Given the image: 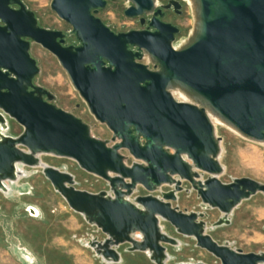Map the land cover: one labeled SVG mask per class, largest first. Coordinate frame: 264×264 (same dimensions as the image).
<instances>
[{
    "label": "water",
    "instance_id": "95a60500",
    "mask_svg": "<svg viewBox=\"0 0 264 264\" xmlns=\"http://www.w3.org/2000/svg\"><path fill=\"white\" fill-rule=\"evenodd\" d=\"M129 1L127 16L158 13L157 0ZM192 1L193 29L174 46L179 27L157 17L149 20L154 30H111L95 14L106 0H51L79 45H65L69 33L63 30L39 26L23 0H0V190L9 191L7 184L25 174L21 168L40 167L68 206L106 235L87 245L109 264L121 263L125 252L170 264L171 247L182 242L167 226L194 238L221 264H264V251L244 252L207 232L209 209L222 213L212 227L228 225L244 200L264 195V183L254 178H220L223 138L211 117L264 142V0ZM25 37L58 58L90 112L113 132V143L43 98L47 90L33 83L40 67ZM142 50L159 70L137 60ZM172 89L190 100L177 99ZM10 119L23 126L20 134H8ZM123 150L134 157L131 163ZM41 154L74 159L105 179L108 189L77 187L74 174L44 162ZM166 184L172 188L154 194ZM138 186L148 193L134 196ZM183 191H196L202 210L175 204ZM29 211L38 215L34 206Z\"/></svg>",
    "mask_w": 264,
    "mask_h": 264
},
{
    "label": "rangeland",
    "instance_id": "374dc122",
    "mask_svg": "<svg viewBox=\"0 0 264 264\" xmlns=\"http://www.w3.org/2000/svg\"><path fill=\"white\" fill-rule=\"evenodd\" d=\"M25 1L37 12L44 26L58 29L71 26L51 9V0ZM129 3V0H109L107 8L100 13V16L109 24L117 25L119 29L143 28L134 18L124 14L125 5ZM184 9V16L180 20L183 30L176 45L188 38L194 25L189 2ZM73 39L74 37H71L69 41ZM32 53L41 69L36 81L57 94L56 104L86 121L93 135L113 143L112 131L89 112L87 105L56 57L36 43H33ZM78 104L80 107L76 108ZM22 130L21 124L10 119L8 134L18 135ZM216 131L223 138L221 162L225 166V171L220 178L224 182H230L235 177H251L264 183V142L250 140L223 123L217 124ZM122 152L129 156L128 163L134 160L127 150ZM41 159L74 174L76 186L81 189L93 192L108 189L105 179L88 173L74 159L52 154H41ZM24 170L25 174L11 183L9 191L0 190V264H65L60 254L53 250L67 253L74 262L76 261V264H103L85 243V239L92 231V225L89 226L83 215L68 206L62 195L44 176L40 167L25 166ZM170 187L167 184L163 185L154 194L161 195L163 190H168ZM147 193L144 187L138 186L134 196ZM175 204L181 206L183 210H202L201 199L196 191L179 193V199ZM29 206L38 209V215H33L29 211ZM208 213L207 232L218 242L228 243L233 248H240L244 252L264 251V195L262 193L244 200L231 215V224L212 227L222 213L216 208L209 209ZM166 230L182 242L179 249L171 247L173 259L169 261L170 264H176L179 261L221 264V261L212 253L198 247L194 238L179 235L170 226H167ZM140 257L136 259L137 264H148L144 255L140 254ZM121 264H126V261Z\"/></svg>",
    "mask_w": 264,
    "mask_h": 264
},
{
    "label": "flooded vegetation",
    "instance_id": "af4514ba",
    "mask_svg": "<svg viewBox=\"0 0 264 264\" xmlns=\"http://www.w3.org/2000/svg\"><path fill=\"white\" fill-rule=\"evenodd\" d=\"M106 1H107V2H106V5L103 6V7H99V8H97L95 14H96L97 16H99V17L103 20V22H104L108 27H110L111 30H113L114 32H117V33H118V32H121V31H127V30H129V29H119V28L117 27V25H111V24H109L108 22H106V21L100 16V13H101L103 10H105V9L107 8L108 4H109V0H106ZM113 1H116V0H113ZM23 2L26 3L25 0H23ZM187 3H188L187 0H157L156 7H155V10H154V11H157V12H158L157 14L152 13V14H149V15L134 16V17L128 16V17L134 18V19L136 20V22L140 23V25L143 27V28H130V29H151V30H154V28L150 26L149 20H150L152 17H157L158 19H160V20H161L163 23H165V24L176 25V26L179 27V32L175 34V40L173 41L174 46H178V45H176L175 43H176L178 37L181 35L182 30H183V27H182V24H181L180 20H181V19L183 18V16H184V11H185L184 7H185V5H186ZM26 5H27V3H26ZM130 5H131V2H130L129 4H127V5H125V8H124V14H125V10H126V8H128ZM11 7L14 8V9H19V8H20V5H19V4H12ZM27 8H28V9H31L28 5H27ZM31 10H33V9H31ZM33 11H34V10H33ZM34 12H35V15H36V17H37L38 25H39V26L45 27V28H47V29H58V28H52V27L44 26V25L42 24V22L40 21L38 15H37V12H36V11H34ZM125 15H126V14H125ZM126 16H127V15H126ZM67 23H68V22H67ZM0 24H3V22L1 21V19H0ZM68 24H69V23H68ZM60 30H63L64 32L69 33V34L66 36V38H65V43H64L65 45H72V44H74V45H79V44H80V42L77 40V38H75V37H76L75 34L71 32V30H72V27H71V26H69V27H67V28H64V29H60ZM71 37H74V39L71 40V41H69V39H70ZM25 39H29V40L31 41L30 52H31V55L33 56V53H32L33 43H36V44H39V43H37V42L31 40V39L28 38V37H25ZM39 45H41V44H39ZM179 45H180V44H179ZM41 46H42V45H41ZM42 47H43V46H42ZM129 47H130L132 50H134V51H138V48H136V47H133V46H129ZM43 48H44V47H43ZM45 49H46V48H45ZM46 50L49 51L48 49H46ZM49 52H50V51H49ZM51 53H52V52H51ZM52 54H53V53H52ZM53 55H54V54H53ZM54 56H55V55H54ZM55 57H56V56H55ZM56 59L58 60L57 57H56ZM137 60H139L140 62H142V63H144V64H147L148 67H149L151 70H154V71H155V70H159V69H160L159 64L156 63V62H154V61H152L151 58H150V56H149V54H148L146 51H144V50L141 51L140 59H137ZM58 61H59V60H58ZM37 63H38V60H37ZM38 65H39V64H38ZM40 71H41V69H40ZM39 73H40V72H39ZM39 73H38V74H39ZM38 74L33 78V83H34L35 85H39V86L43 87V89L47 90V93H43V98H44L45 100L50 101V102H53V103L56 104V101H57V99H58L57 94H56L54 91H52V90H50L49 88H47L46 86H44V85H42V84H40V83H38V82L36 81V78H37ZM31 89H32V88H30V90H31ZM82 99H83V98H82ZM177 99H179V98H177ZM179 100H180V99H179ZM84 102H85V101H84ZM85 104H86V102H85ZM56 105H57V104H56ZM86 105H87V104H86ZM57 106H58V105H57ZM59 107H60V106H59ZM79 107H80V104H78L76 108H79ZM61 108H62V107H61ZM87 108H88V106H87ZM63 109H64V108H63ZM65 110H66V109H65ZM88 110H89V108H88ZM89 112H90V110H89ZM90 113H91V112H90ZM91 114H92V113H91ZM92 115H93V114H92ZM93 116H94V115H93ZM78 117H79V116H78ZM80 118H81V117H80ZM85 122H86V121H85ZM86 123H87V122H86ZM101 123H102V122H101ZM103 124H104V123H103ZM112 136H113V132H112Z\"/></svg>",
    "mask_w": 264,
    "mask_h": 264
},
{
    "label": "bare ground",
    "instance_id": "6f19581e",
    "mask_svg": "<svg viewBox=\"0 0 264 264\" xmlns=\"http://www.w3.org/2000/svg\"><path fill=\"white\" fill-rule=\"evenodd\" d=\"M188 2H189V4H190V6H191V8H192V12H193V17H194V22H195V17H196V10H195V4H194V2L192 1V0H187ZM182 42H185V41H182ZM180 43V42H179ZM172 92H173V94L175 95V96H177V97H179V98H182L183 100H190V97L185 93V92H183L182 90H180V89H172ZM211 117H212V120H213V122H214V124H215V127H217V124H219V123H221V121L218 119V118H216V117H214V116H212L211 115ZM21 170L24 172L25 170H23V168H21ZM20 178V175L18 176V179ZM17 181V180H16ZM15 182V181H14ZM21 182V181H20ZM10 188H11V183H9V184H7V189L6 190H10ZM27 191V190H26ZM36 212H37V214L39 213L38 212V209H36ZM33 254V253H32ZM23 255V254H22ZM25 256V255H24ZM27 257H29V256H27ZM26 259V258H25Z\"/></svg>",
    "mask_w": 264,
    "mask_h": 264
},
{
    "label": "crops",
    "instance_id": "0c3cea01",
    "mask_svg": "<svg viewBox=\"0 0 264 264\" xmlns=\"http://www.w3.org/2000/svg\"><path fill=\"white\" fill-rule=\"evenodd\" d=\"M94 192H96V191H94ZM181 207V206H180ZM182 208V207H181ZM89 226H91V225H89ZM91 228L93 229V227L91 226ZM182 245V244H181ZM181 245H180V247H181ZM174 248V247H173ZM91 249V248H90ZM175 249H179V247H176ZM91 251L93 252V255L95 256V257H97L96 255H95V252L91 249ZM140 254H142V255H144V257L147 259V261H148V264L149 263H151V264H155L153 261H151L150 259H149V257L147 256V254L146 253H144V252H126V253H124V255H123V261L121 262V263H125V261H126V264H133L132 262L134 261V260H136L137 258H141L140 257ZM128 257V258H127ZM98 259H100L99 261L101 262V263H103V264H109V263H106V262H104L101 258H99V257H97ZM128 259H129V261H128ZM85 260V259H84ZM80 261V260H79ZM86 261V260H85ZM84 261V262H85ZM76 262V261H75ZM120 263V264H121ZM115 264V263H114Z\"/></svg>",
    "mask_w": 264,
    "mask_h": 264
},
{
    "label": "built area",
    "instance_id": "2783aa9c",
    "mask_svg": "<svg viewBox=\"0 0 264 264\" xmlns=\"http://www.w3.org/2000/svg\"><path fill=\"white\" fill-rule=\"evenodd\" d=\"M171 188H172V186L170 187V189ZM163 191H167V190H163ZM105 237H106V235L101 231V229L97 228L96 226H93L92 231L89 233L88 237L85 239L86 246H88L87 243L90 240H92V239H97V240H100L101 241V240H104Z\"/></svg>",
    "mask_w": 264,
    "mask_h": 264
},
{
    "label": "trees",
    "instance_id": "16d2710c",
    "mask_svg": "<svg viewBox=\"0 0 264 264\" xmlns=\"http://www.w3.org/2000/svg\"><path fill=\"white\" fill-rule=\"evenodd\" d=\"M53 251L58 252L60 254V257H61V259L64 260L65 264H76L74 262V260L72 259V257L70 255H68L67 253H64V252L58 251V250H53ZM136 261L137 260H134L132 263L137 264Z\"/></svg>",
    "mask_w": 264,
    "mask_h": 264
}]
</instances>
